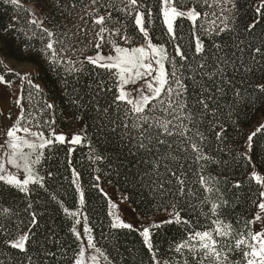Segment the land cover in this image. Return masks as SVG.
Masks as SVG:
<instances>
[{
	"label": "trees",
	"instance_id": "1",
	"mask_svg": "<svg viewBox=\"0 0 264 264\" xmlns=\"http://www.w3.org/2000/svg\"><path fill=\"white\" fill-rule=\"evenodd\" d=\"M30 7L41 24L32 23ZM175 7L194 9L198 17L178 18L174 38L161 0H137L135 7L127 0H0L2 83L20 82L17 66L33 68L22 82L19 126L51 139L85 125L74 149L52 139L36 165L39 179L26 189L0 180V264H77L80 191L93 245L110 264H217L198 238L191 239L205 231L224 249L225 264H246L247 249L235 244L252 242L249 222L262 198L252 172L264 176V3L178 0ZM138 13L151 43L166 49L165 90L173 88L142 113L118 99L116 69L87 59L98 52L112 56L114 46L143 45ZM99 16L103 25L94 23ZM101 27L107 29L103 41ZM106 185L143 219L168 211L178 219L151 228L149 247L139 231L115 226L101 189ZM214 221L229 226V235L218 236ZM26 231L25 248L12 247Z\"/></svg>",
	"mask_w": 264,
	"mask_h": 264
},
{
	"label": "rangeland",
	"instance_id": "2",
	"mask_svg": "<svg viewBox=\"0 0 264 264\" xmlns=\"http://www.w3.org/2000/svg\"><path fill=\"white\" fill-rule=\"evenodd\" d=\"M258 2L259 4H263L264 0H258ZM164 10L165 9L163 6V12ZM177 10L180 12L187 13L194 9L181 10L177 8ZM30 11H31L33 20L41 24V17H40L39 12L33 7H30ZM197 17L198 15L196 16L195 19L190 18L188 16L174 18L173 19V31H174L175 21L178 18H188L191 21H195ZM165 24L167 26L166 22ZM149 43H151V40L148 34L145 43L141 45L140 47L147 48V45ZM152 45L155 46L156 48H161V46L159 45H154V44ZM163 49L166 54L165 47H163ZM128 50H131V49H128ZM149 53H150V59H153V60L158 59V57H155L154 55L151 54L150 49H149ZM115 55L117 54L115 53L112 56H115ZM96 56L97 54H95L92 57H96ZM164 62L165 60L162 61L163 64ZM153 66L158 68V66L155 64ZM114 69L117 70L119 77H120L119 67L114 68ZM164 70H165V65H164ZM16 71L19 73L20 79H21L18 84L8 85V84L0 82V145H3V147H0V161L4 163V167L6 169V171L3 173H0V175H3L5 177L2 181L10 185L16 186L18 188L26 189L29 184L39 179L38 174L36 172V165L39 163L42 157V152L44 148L50 144V143H44V141L50 140L52 142V139H55L58 142L67 144L71 149H74L81 142L85 125L83 122H80L75 128L67 132H56L53 138L51 139L46 138L44 135L43 137L31 135V133H41L38 131L29 130L28 132H25L19 126V121L22 115V101H21L22 82L26 78L28 73H32L33 68L31 66H25V65L17 66ZM141 71H143V69H141ZM127 75L128 74H126V77ZM153 75H156V73H154ZM152 79L153 77H147L146 79H135V81L132 82V79L129 78L128 83H125L124 81L120 79V94H121V90L123 89L124 93L128 95V98L133 99L134 102L135 100L140 98L142 91H144V94L150 95V93H148L145 90L147 89V82L152 81ZM18 100H19V103H17ZM154 100L156 99H152L151 102ZM14 127L18 129L16 132L17 139L15 141L18 147L15 150L10 148L9 145L13 142V140L11 137L7 136L9 129H12ZM58 136H63L64 140L63 141L58 140L57 139ZM76 136H79L81 138L80 141L78 143L71 142L73 138ZM24 141H27L28 143H24ZM42 143H44V146L40 147ZM28 144H35L36 147L31 148L28 146ZM248 149L249 147L247 144L246 145L247 153H248ZM13 151L18 153V155H16V160H17V163L20 165L19 167L8 162L9 155L12 154ZM252 176L254 177L255 180H257L260 183L262 187L261 203H264V176H262L261 174H258L255 170H253ZM9 179H13V182L9 183L8 182ZM25 180L28 181L27 184L23 183ZM15 181H19L20 182L19 185ZM77 186L81 190L79 181H77ZM101 189L103 190L105 195L110 200V203H111L110 209H111L112 217L114 219L115 226L124 227V225H127L128 227H125V228L135 229L139 231L141 234H143V236H144V231L147 230L148 238H147V241L146 239L145 241L148 246L150 245L151 228L164 224L163 223L164 221H175L178 219L177 215L172 211L165 212L157 218L143 219L136 213L134 208L130 205V203L127 200V197L123 194H120L113 185L101 186ZM80 196H81L80 206L75 212L77 221H79V223L76 224L75 230H76V234L81 240L82 251L79 256V259L77 260V264H110L107 261L105 255L101 251H99L95 246H91V247L89 246V242H91L92 245H93V242H92V237H91L88 225H87V220L83 212V208H82L83 206L82 191H80ZM257 214H260L259 220H256ZM85 229H88V231L86 232ZM262 229H264V210H261L260 208H258V211L255 214V217L253 219V233H256L257 231L262 230ZM22 237H27V231L23 232L21 236L19 237V239L13 241L12 245L16 241L20 240ZM25 243H26V240L24 242L23 249L25 248Z\"/></svg>",
	"mask_w": 264,
	"mask_h": 264
},
{
	"label": "snow or ice",
	"instance_id": "3",
	"mask_svg": "<svg viewBox=\"0 0 264 264\" xmlns=\"http://www.w3.org/2000/svg\"><path fill=\"white\" fill-rule=\"evenodd\" d=\"M13 3H16L17 0H12ZM162 5L164 6V12L163 16L165 19V22L167 23V30L169 34L173 35L175 38V33L173 31V19L176 17H183V16H188L190 18L195 19L198 13L195 12V10L189 11L187 13L180 12L177 10V8L174 6L178 0H161ZM92 3L95 4L96 0H92ZM127 4L131 7H135L137 5V0H127ZM150 15V13H149ZM109 16H111V13H109ZM32 23H36L35 20L32 21ZM95 24L98 25H103L105 23V17L104 16H99L94 20ZM135 23L140 26L139 30L144 34V36L147 38L148 33L146 28L144 27V14L143 13H138V15L135 18ZM107 31L106 28L101 27L99 32L97 33V36L100 41L104 40V35ZM49 36L52 35V33H48ZM122 39H127V37H122ZM96 48H100V44H96ZM47 49L52 50V54L56 55L55 50L53 49V44L48 43L47 44ZM149 49L151 50V54L154 55L155 57H158V59H150V53ZM197 52L202 51V46L199 44L197 45ZM257 52H259V49H256ZM114 52L117 54L115 56H103L100 55L99 52L96 57H88V61L92 64L97 65L98 67H104L109 70H112L114 68L119 67L120 69V79L124 81L125 83L129 82V78L132 79V82L135 81V79H146L147 77H153L152 81L147 82V91L150 93L144 94V91L141 92L140 98L133 101V99L128 98V95L124 93L123 89L121 90V94L119 95L118 99L121 101H126L128 104H131L133 106V111L136 113H142L144 112L145 107L151 102L152 99H159L162 93L165 94H171L173 92V88L169 85L168 88L165 90V85L168 84L167 80V74L164 70V64L162 63L163 60L167 59V56L165 54V51L163 47L161 48H156L153 46L151 43L147 45V48L144 47H139V48H134L131 50L124 49L121 47L114 46ZM177 55H179L182 59L185 58L183 53L179 51V48L177 47ZM157 65V67H154L153 65ZM143 69V71H141ZM156 73V75H153ZM126 74L127 77H126ZM173 77H175V72L172 73ZM0 82H4L3 78L0 77ZM179 80H177V84H179ZM177 96L181 95L180 92L176 93ZM19 103V100L17 101ZM163 103V101H161ZM201 104L204 105V107H207L206 104H204V101H200ZM47 107L51 108L52 105H47ZM144 119L145 123H147V118L146 117H141ZM22 119V117L20 118ZM264 128V125L261 126ZM164 131L168 132L167 125H163ZM17 128H12L9 129L7 136L11 137L13 142L9 145L10 148L13 150L17 149L18 145L15 142L17 137H16V132ZM25 132H28L29 130L27 128L24 129ZM168 134H171L168 132ZM183 135V132L181 133ZM31 135L38 136V137H43V133H31ZM58 140L63 141L64 137L63 136H58ZM80 137L76 136L73 138L71 142L73 143H78L80 141ZM163 143V141H160ZM24 143H28L27 141H24ZM44 143H51L50 140L44 141ZM44 143L40 145V147L44 146ZM29 147L35 148V144H28ZM143 146V145H141ZM0 147H3V145H0ZM193 150L194 151H199V149L196 148L195 145H193ZM16 153L13 151L12 154L9 155V163L16 165L19 167L20 165L17 163L16 160ZM203 158V157H201ZM6 169L4 167V163L0 161V173L5 172ZM5 177L3 175H0V180H3ZM9 183L13 182V179H9ZM19 185V181H15ZM24 184H27L28 181L25 180L23 182ZM182 183V181H181ZM217 206L213 205V213L215 214V208ZM259 208L261 210H264V203H261L259 205ZM260 219V214H257L256 220ZM172 221H164L163 223H170ZM79 223V221H77ZM213 223L216 224V229L215 232L218 236L220 237H226L229 235L228 228L229 226L225 225L224 227L220 226L219 222L214 221ZM249 223H253V221H250ZM124 227H128L127 225H124ZM87 232L88 229H85ZM144 236L147 241L148 238V231H144ZM251 243H249L248 238H242L238 239L235 244L236 249H240L241 246L243 245L247 250L242 252L243 258L246 262V264H264V229L257 231L256 233H250L249 234ZM199 239L201 243V247L205 250L206 255H210L216 262L217 264H225V261L227 260V255L223 254L224 249L222 247H218L217 240L213 238V233L209 231L205 232H196L191 239ZM27 239V237H22L20 240L16 241L12 247H17L20 249H23L24 247V242ZM89 246H94L89 242ZM187 242L180 245L177 248V251L180 250L182 247H187ZM149 247H151L149 245ZM231 251V247L228 249ZM223 254V255H222ZM94 259V258H93Z\"/></svg>",
	"mask_w": 264,
	"mask_h": 264
},
{
	"label": "bare ground",
	"instance_id": "4",
	"mask_svg": "<svg viewBox=\"0 0 264 264\" xmlns=\"http://www.w3.org/2000/svg\"><path fill=\"white\" fill-rule=\"evenodd\" d=\"M2 136V135H1Z\"/></svg>",
	"mask_w": 264,
	"mask_h": 264
}]
</instances>
